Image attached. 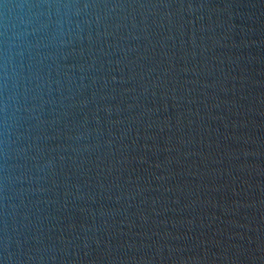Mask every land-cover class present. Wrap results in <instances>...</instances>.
I'll list each match as a JSON object with an SVG mask.
<instances>
[{"label":"water","instance_id":"water-1","mask_svg":"<svg viewBox=\"0 0 264 264\" xmlns=\"http://www.w3.org/2000/svg\"><path fill=\"white\" fill-rule=\"evenodd\" d=\"M0 264H264V0H0Z\"/></svg>","mask_w":264,"mask_h":264}]
</instances>
